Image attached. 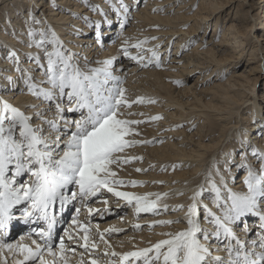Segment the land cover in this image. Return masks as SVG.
Masks as SVG:
<instances>
[{
    "label": "snow or ice",
    "instance_id": "obj_1",
    "mask_svg": "<svg viewBox=\"0 0 264 264\" xmlns=\"http://www.w3.org/2000/svg\"><path fill=\"white\" fill-rule=\"evenodd\" d=\"M121 7L126 14L128 7ZM93 8L107 16L99 6ZM84 19L88 21V17ZM25 25L26 46L36 50L25 53L32 66L24 67L16 51H8L5 59L21 74V92L35 102L17 106L0 97V231L7 234L15 219L14 210L22 204L26 205L22 217L26 223L42 220L47 227L36 231L39 239H32L31 246L5 243L0 238V250L6 248L22 257L16 264H49L46 253L54 258L51 264H56L57 256L63 264H68L64 239L61 238L58 250L52 246L57 223L55 206L59 204L62 209L77 200L83 204L106 191L133 206L137 215H160L161 211L169 210L184 212L182 218L155 220L149 227L185 225L176 231L160 233L165 238L149 242L147 247L123 253L106 250L103 253L109 258L106 264H264V151L251 149L252 157L259 161L258 168L247 162V153L239 162L226 159L223 170L214 167L189 197L187 205L179 204L169 209L168 204L160 203L168 193L140 195L119 190L145 183L125 181L119 178L116 170L143 160L140 156L127 155L126 150L153 143L136 139L140 136L138 126L145 121L130 117L143 113L126 111L133 104L145 103V98L129 100L127 97L124 81L118 74L121 69L116 67L118 55L99 61L81 56L66 47L54 28L35 15L34 9L28 12ZM120 27L123 29L125 24L122 22ZM94 29L96 42L102 43L100 21L95 22ZM76 34L79 35V30ZM147 42L148 38L132 44L124 41L120 54L143 67L153 62L160 67V56L155 50L148 49L152 56L147 63L139 52L133 55L129 51L130 48L142 49ZM6 79L14 82L11 75ZM147 102L155 103L154 100ZM162 118L150 117L153 121ZM259 133L264 138V124ZM245 143L242 139L241 146ZM233 166L247 173L239 190L228 182ZM135 171L148 169L136 168ZM107 202L105 198L103 203ZM76 211L79 213L80 209ZM88 211L92 213L93 209ZM73 223L78 224V220L74 219ZM79 229L83 233L79 239L66 230L68 240L86 252L98 249V244L90 237V228L79 224ZM118 231L123 229L105 230L108 233ZM96 232L111 249L104 233L99 232V226ZM249 233L255 235L249 238ZM90 264L102 262L93 258Z\"/></svg>",
    "mask_w": 264,
    "mask_h": 264
},
{
    "label": "bare ground",
    "instance_id": "obj_2",
    "mask_svg": "<svg viewBox=\"0 0 264 264\" xmlns=\"http://www.w3.org/2000/svg\"><path fill=\"white\" fill-rule=\"evenodd\" d=\"M5 1H9V0H5ZM113 1L116 0H111V2ZM168 1L169 0H151V2H148V5L151 6L147 8H145L146 7L145 6L143 11L141 10L139 13H136V15L134 14L135 23H136L135 27L137 30L135 32L136 36H133L134 37L133 40H129L131 36L129 37L125 33L126 31L123 33L119 32L116 34L117 37L119 36L116 40L112 42H107V44L105 43L102 44L105 45L106 51L99 53L101 51V49H99L100 43H97L96 40L91 41L90 38H85L84 40L82 38L80 40L75 35L73 40L76 44V48H79V46L83 47V43L86 42V45H84V48L82 50L85 52V55H87L93 61L104 60L112 56L118 55L119 59L116 64V67L121 70H123V68L126 66L125 64L127 63L126 62L127 58H123L122 57L123 55L120 54L121 48L124 45V41H128L129 44H132V43H136L139 40H144L145 38H148L149 35L148 36L146 35L148 34L146 33V29L153 30V32L150 34L151 36H153L155 32L161 31L158 33L162 36L156 37L155 40L151 39V42L156 45H161L159 47L160 49L161 48L166 49V47H168L171 41L172 36L176 34L178 31L182 30V28L179 27L180 25L183 24L184 16L182 13L183 11L182 9L183 7H185V5L183 4L184 1H182L180 4L177 5V8L176 10H174V12L168 13L170 11L169 8L170 4L173 5L174 3H176L175 0H173L171 3H168ZM208 1L209 0H201L200 5L202 6L206 5ZM214 1L215 0H211V2H208L210 3V7L214 9L213 11H206L205 15L196 16L195 19L198 23L196 24L197 27L195 28V30L199 29L200 27L205 28L207 25L206 20L209 18V16H211L212 13L214 12L217 13V10L221 7V5H219ZM259 1L263 2L264 0H259ZM128 2L129 0H119V3H122V5L125 6L128 5ZM133 2L135 3V0ZM26 3L28 8H31L33 4L40 5V11L42 12V14H45L47 8L44 7L45 4L41 0H26ZM58 3L64 4L62 5V7H60L62 9H68V7H65L67 6L66 4L74 5V12L73 10L72 12L71 10L70 12H65V11L57 12L55 8L48 9V11H50L52 15L49 16L50 17L49 22H53V20H55L54 17L58 16V25L56 26L51 25V26L54 27V30L57 32L59 37L63 27L68 29L69 34L73 32L76 33L77 30L90 32L89 29L86 28L87 25L86 26L83 25L85 24L84 17H88L89 12H82L85 9L82 3H79L78 0H59ZM119 3L114 5L116 8L115 7L110 8L111 5L109 4L110 5L109 6L107 5V3H103V0H94V2H91L90 6L98 4L99 8L107 13V16L102 15L106 19V26L104 27V29L101 30L103 35H106L105 38L106 41L112 39L111 35H113L116 32L115 27L113 26L115 25L114 19L111 18L112 10L116 9V13L120 10L118 14H120L121 19L122 16L123 18L126 17L123 8L121 7V5H119ZM165 4H169V5H167L166 10H164L162 14L159 13L155 15L151 14V12L155 11L154 10L155 8H157L156 12L162 11ZM22 5L23 2L19 1L15 7L19 8L22 7ZM54 5H56L55 2ZM13 7L14 6L10 7L9 5V8H7L9 9L8 13L4 15L5 19L0 21L1 22L0 23V97L8 100L9 102H11L9 97H12L13 90L17 88H21L23 83H21L22 85H20L19 83L21 74L17 73L12 67L11 63L5 59L7 52L10 50L16 51L18 55L21 56L23 66L30 67L32 65L30 64V62L27 61L25 53L36 51L35 49H29L26 46L27 36H26L25 19H27L28 13L24 14L25 19H21L19 18V16H16L12 20L10 18L13 17L11 15L13 11ZM75 11L76 12L81 11V12L75 14ZM71 15H76V17L70 18ZM219 17L220 15H218V17H216L214 20V25H213L214 30L215 29L217 30L219 24ZM100 18H101L100 16H97L96 20L99 21ZM155 18L158 21V25H156L157 26L156 29H153L151 25L153 24L152 21ZM66 23H72V24L67 27L66 25L69 24ZM261 24L262 25L260 26L259 29L263 31L264 12H263V20ZM252 26L253 23L250 27ZM228 28L231 27L228 26ZM183 33H187V31L184 30ZM223 34H224V39H221L219 42L220 44L218 45H222L223 43H230L234 47V51H239L240 53L239 52L238 53L241 56V54H243L245 50V46L243 47L244 41L243 39L240 38L242 37V35L237 34L236 32L235 34L233 32H230L227 35L225 34V32ZM138 35L140 36L137 39ZM242 38H244V36ZM253 38L255 45H258L259 42L261 43L263 42L262 45L264 47V33L258 35L253 34ZM182 39H183L182 37L178 38L176 44L178 41L180 42ZM189 40L190 39H188L187 41ZM201 41L202 40H198L195 42L194 47L191 49V53H186L182 56L181 59L184 61V67H186L184 68L185 71L186 72L192 70L199 71L200 74L202 75L204 74V77H206L209 74H211V72L213 71L210 70L209 65L211 64L214 65V63L215 65H217V67L215 68H217L220 71L223 70L225 71L226 69L225 65L224 66L222 65L224 60L226 59L222 60L214 56L215 52L213 51L212 47L215 49L217 45L212 44L210 47L208 46L206 47V45H208L209 43L208 42L205 43L204 41L203 42L204 44L201 45L202 43ZM88 43L89 45H87ZM152 47L153 46H150L149 49H151ZM154 50L156 51L157 49ZM257 50L261 51L262 48L255 47L254 45L251 46L250 52H254L255 54L254 53L253 54L250 53V54L255 56L257 54L256 53ZM129 51L132 54H134L132 50ZM141 52H143V50ZM156 52L158 54V51ZM261 59L263 62L260 60L261 63L259 64L258 62L254 63L249 69V71L261 70L262 65L264 63V58L262 57ZM153 63L149 64L148 67H150V65H153ZM129 71L130 74L134 73L135 68L130 67ZM39 72L40 70L37 69L36 70L37 76H39ZM118 74L121 75V78L124 81L125 78L122 77L123 75L120 72ZM165 74L167 73L156 67H153V69H148V70L143 69V71L138 72V75H136L137 76L136 78H138L137 81L139 82L138 85L132 84L134 82L132 81L133 79L132 80L129 79L128 81L123 83V87L127 90L126 95L128 94L131 97L129 98V100H135L138 97H144L146 101L145 103L142 104H133L131 109L126 110L134 113H143L142 116L136 115L130 117L131 119L145 121L144 123L138 126V131L140 132V136L136 137V139L150 140V138L156 134L157 130L167 128V125L165 124V122L167 121H171L169 122L170 125L171 124L182 125L189 123L185 128L186 129L188 127L191 128L193 127V124L191 123L192 117L195 118V116L203 117L205 119V126L208 127V130L209 129L218 130L221 128L222 131L220 130L221 131L220 136H224L225 134H227L228 131H231L232 128L233 129L237 128V124L233 123L234 120H232L233 118L232 116L234 114L233 111L235 110V108L236 109L240 108L238 103V100L240 98H235L229 95V93L233 92L234 94L240 96L239 90L244 85L243 83H239V78L244 76L242 73L235 74V76H237L238 78L236 79L237 81L234 80V82H232L231 80H229L228 77L225 81L227 84L226 83L214 84V87H216V89L215 92H213L214 94L212 95L211 99L215 101V104L209 106L204 104L202 110L201 108L199 111L195 110V108H190L187 112L183 111V108H185L183 104L180 103V101L176 102L173 99L174 97H172L170 94L167 96L169 97V99L165 97H164L165 99L161 98L163 96L161 95L159 90L161 91L164 90V92L165 91L169 92V89L166 86L167 83L164 80ZM8 75H11L13 77L14 82H9L6 79ZM16 94L17 93H15V95ZM261 96L262 99H264V91H262ZM177 99L178 98H176V100ZM149 100L157 101V103L155 104L148 103L147 101ZM246 100H244V102ZM30 102H35V101L29 95H25L23 101H21L20 104H14V105L23 106L24 104ZM170 104L177 106L174 117L171 116L172 113H170L167 114L168 118L164 119L165 122H163V120L153 121L150 119V117L152 116L161 115L160 112L162 111H168L167 108H169ZM179 108L181 111L179 110ZM249 110L252 112V119H255L258 123H253L254 124L253 126L248 125L245 128H237L233 136L236 139V141L239 142V145L241 144L242 139L246 141L245 145L243 147L241 146V148L239 149V151H241V154L237 162H239L242 159V157L245 155V153H247V157H248L247 162L253 165L254 161L253 162L251 161L252 155H249L251 153V149L254 147L258 151H264V138H262L259 133L260 126L264 124V115L263 113H261L260 103L254 100L253 98L251 99ZM256 117H260V119L257 120ZM209 119L211 121H209ZM171 130L173 131L164 133L167 136V139L162 145L152 146V147L146 145L144 147L137 145L134 148H130L126 150L127 155L140 156L143 157V160L133 161L130 164L122 165L121 168L116 169L118 171L119 178L124 179L125 181L128 180L145 181L146 184L144 183L143 186H137L135 188L130 186L121 187L119 188V190L135 192L140 195L149 192L168 193V196L162 199L160 203L161 205L165 203L168 204L169 209L179 204L187 205L190 202L189 197L197 189L198 185L202 181L203 174L207 171V167L203 172L200 168L202 167L203 163L204 165L208 164L209 161L207 160V157L213 153L214 149L212 148L208 150L209 146L201 144L200 139L203 138V135L199 133V131L190 134L183 129L182 130L171 129ZM236 146H237L236 142L228 143L227 145H225L224 149L221 151V154L219 155L218 160H220V162L217 160V158H215L211 163L210 165L211 171L214 170V167H219L221 168V170H223L224 162L226 159L230 158L236 160L237 155L234 156L236 152ZM196 151H198L197 154H195ZM165 155L169 156L170 158L164 160L163 156ZM177 161H179L181 164L180 169L176 170L170 176L169 174V170L171 169L170 166L172 164L178 165L176 163ZM214 161L219 162L218 166L214 164ZM165 164H169V167H167V169L165 170H162ZM136 168L148 169L149 172L148 171L146 173L136 172L135 171ZM237 170L240 172L243 171L242 169H238L235 167L232 170V174L230 175L228 182L230 185L240 184L238 186H235V188L239 190L243 186L242 182L247 173L246 170H244L245 172L243 171L242 176L239 179H235L234 182H232L233 172L234 171L236 172ZM159 171L163 173H157ZM147 181L149 183H147ZM151 181L153 182L159 181L162 183H160L161 185H155L153 183H150ZM180 193H183V195H180ZM105 198L108 201L107 204L103 203V200ZM123 201L124 200H118V198L114 197L112 194L104 191L101 196L90 198L89 200L84 202L83 204L84 207L80 209V212L78 213L77 217L74 218L78 220V224H75L71 228L70 232L74 235L75 239H79V237L83 235V233L80 232L79 224L87 225L90 228V237L91 239H94L96 241V243L98 244V249L96 250L89 249V251L86 252L77 243L68 240L66 236L64 240L65 249H66L64 256L67 259L68 264H80L81 261H83V264H90V260L93 258L100 260L102 264H106V261L109 259L108 257H105L103 255V253L106 250L123 253L125 251L135 250L136 248L147 247L149 246V242L155 243L157 240L165 238L164 236L160 235V233L176 231L185 227V225L182 223L173 224L170 226L156 225L154 227H149V225H151L155 220H176L177 218H182L184 216V212H172L171 210H169L168 212L161 211L160 215H153L152 213H142V214L140 213L139 215H137L134 211V207L128 204H124ZM89 208L93 209L92 213H89L88 211ZM14 217L16 218L15 215ZM249 222H251V220ZM137 224H139L141 227L136 228L135 225ZM97 226H99V232L104 233V239L108 242V244L111 245V249H108L107 245L100 240L99 235L96 232ZM142 227L146 229V234L144 235V237L143 234L139 232L140 229H142ZM109 228L123 229V231L111 232V233L105 232V230ZM27 230H28L27 228H20V227L11 229L8 237H2V239L4 240L5 243H9V244H16L19 242V243L29 244L31 246V240L35 238L33 237V235H28L27 233H25ZM59 236H62L61 233ZM80 243H83V241H80ZM59 246L60 244L59 245L54 244L53 249L58 250ZM72 249H75V251H72ZM21 258L22 257H19L18 255H13L12 253L8 252L6 248L0 250V264H16V260ZM46 258L49 260V264H51L52 260L54 259L47 253H46ZM55 260H56V264H63L59 256L55 257Z\"/></svg>",
    "mask_w": 264,
    "mask_h": 264
},
{
    "label": "rangeland",
    "instance_id": "obj_3",
    "mask_svg": "<svg viewBox=\"0 0 264 264\" xmlns=\"http://www.w3.org/2000/svg\"><path fill=\"white\" fill-rule=\"evenodd\" d=\"M19 1H22L24 6L22 5V7L16 8L15 6L18 4ZM41 1L45 4L44 7L47 8L45 11V14H42V12L40 11V5L33 4V6H31V8H28L26 0H9V1L0 0V21L5 19L4 15L8 13L9 9H7V8H9V5H10V7L14 6L13 11L11 13V15L13 17L10 18L12 20L16 16H19V18H21V19H25L24 14H27L29 11L34 9V13L38 18H40L41 20H46L49 25H54V26L58 25V16L54 17L55 20H53V22H49V18H50L49 16H52V15H51L50 11H48V9L55 8L57 12H62V11L70 12V10H71V12H72V10L74 12V5H72V4H66L67 6H65V7H68V9H62L60 7H62V5H64V4H59L58 3L59 0H41ZM133 1L134 0H129V2H128V5H127L128 12L126 14L124 13L126 16L125 18H123V16H122V19H121L120 14H118L120 10L117 13H116V9L112 10L111 18L114 19L115 25H113V26L115 27L116 32L113 35H111L112 39H110L108 41L105 40L106 35H103L102 43H100V45H99V49H101V51L99 53L106 51L105 45H102V44H104V43L107 44V42H112V41L116 40L119 37V36L117 37L116 34L119 32L123 33L126 31L125 33L129 37L131 36V38H129V40H133L134 39L133 36H136L135 32L137 29L135 27L136 23H135L134 17L136 15V13H139L141 10L143 11L145 6H146L145 8L151 6V5H148V2H151V0H135V3ZM172 1L173 0H169L168 3H171ZM175 1H176V3H174L173 5L170 4V6H169L170 11L168 13L174 12V10H176V8H177V5L180 4L182 1H184L183 4L185 5V7H183V9H182L184 20H183V24L180 25V27H179V28H182V30L178 31L176 34H174L172 36L168 47H166V49L161 48L162 49L161 50L159 48L161 45H156V44L151 42L152 37L162 36L158 33L161 31H157V32H155V34L153 36H151L150 34L153 32V30H147L146 29V33H148L146 35L147 36L149 35V36H148V42L143 46V48L137 49V50H135V48L129 49V50H132L134 52L133 55H136L138 52L141 55H144V57H145L144 62L147 63L148 59L151 58V55H152V53L150 51H148V49L150 46H153L151 49H153V50L157 49L156 51H158V55L160 56V67H156L155 62L153 63V65H150V67H143L140 63H137L136 61H132V60L128 59L127 57H124L121 55L123 58H127L126 59L127 63L125 64L126 66L123 68V70L120 71V73L123 75L122 77L125 78L124 82L128 81L129 79H131V80L133 79L132 81H134V82L133 83L131 82V83L133 85H138V83H139L137 81L138 78H136L137 77L136 75H138V72L143 71V69L144 70L153 69V67L161 69L165 73H167L164 76V80L167 83V85H166L167 88L169 89V92L165 91L166 93L164 92V90H162V91L159 90V92L163 96L161 98L165 97V98L169 99V97H167V96L170 94L172 97H174L173 99L176 102L180 101V103L183 104V106L185 107V108H183V111L187 112L190 108H195V110L199 111L200 108H201V110L203 109L204 104H206L208 106L215 104V101H213L211 99L212 95L214 94L213 92H215V89H216V87H214V84L226 83L225 81L228 77H229V80L234 82V80L238 79L237 76H235V74L242 73L244 76L239 78V83H243L244 85L239 90L240 96L237 94H234L233 92L229 93V95H231L235 98H240L238 100L240 108L239 109L235 108V110L233 111L234 114L232 113L233 114L232 120H234L233 123L237 124V128H245L248 125L253 126L254 125L253 123L256 120L252 119V112L249 110V106H250V102H251L252 98L260 103L261 113H263V115H264V99H262V96H261L262 91H264V63L262 65L261 70L249 71V69L251 68V66L254 63L258 62V64H259L262 61L261 58L262 57L264 58V47L262 45L263 42L262 43L259 42L258 45H255L254 38H253V34L258 35V34L264 33V30L261 31L259 29L260 26L262 25L261 22L263 20L264 1L260 2L259 0H215L214 2L221 5V7L217 10V13L214 12V13H212L211 16H209V18L206 20L207 25L205 28L200 27L197 30H195V28L197 27L196 24L198 23L195 19L196 16L197 15H205L206 11H213L214 10V9H212V7H210V3H208V2H211V0H209L206 3V5H203V6L200 5L201 0H175ZM54 2L56 3V5H54ZM78 2L82 3L83 7L85 8L83 11L81 10L82 12H89L88 21H90V22L84 21L85 24H83V25H85V26L87 25L86 28H88L90 32H84V31L80 30L79 35L76 34L77 32L76 33L73 32V33L69 34L68 29L63 27L61 30L60 37H61V40L64 41L66 47L72 49V51H74V52H79L81 56H87V55H85V52L82 50L84 48V45H86V42L83 43V47L79 46V48H76V44H75L73 38L76 35L80 40L82 38H83V40L85 38H90L91 41L96 40L95 39V29H94V24L97 21L96 17L97 16L101 17L99 20L101 23V30L104 29V27L106 26V19L100 14V12L94 10L93 6H98V4L90 6L91 2H94V0H90V1L87 0V3H85L84 0H78ZM103 3H107V5L110 4L111 6L110 5L109 6L111 8L115 4H118L119 0H116L113 2H111V0H103ZM57 4H59V5H57ZM119 5H122V3H119ZM167 5H169V4H165L163 10L159 11V12H156L157 8H155L154 9L155 11L151 12V14H153V15H155L157 13L162 14V12H164V10H166ZM4 7H6V8H4ZM81 11H78V12L75 11V14H78ZM218 15H220L219 24H218L217 30L216 29L214 30V27H213L214 20L216 17H218ZM75 17H76V15H71L70 18H75ZM25 20H27V19H25ZM121 21L125 24V27L123 29L120 27V24L122 23ZM152 23L153 24L151 26L153 27V29H156L157 28L156 25H158L157 19L156 18L153 19ZM252 23H253V26L250 27L252 25ZM66 24H69V25H66L68 27L72 23H66ZM228 26H230L231 28H228ZM184 30L187 31V33H183ZM224 32L226 35L230 32H233L234 34L236 32L237 34H241L242 37L244 36V38L240 37L244 41L243 47L245 46V50H244L243 54H241V56L239 54L240 53L239 51H234V47L230 43H223L222 45H218V44H220L219 43L220 40L224 39V34H223ZM139 36L140 35H138L137 39L139 38ZM175 36H177V37H175ZM183 36H185V37H183ZM180 37H182L183 39L180 42L178 41L176 44V41ZM188 39H190V40L187 41ZM198 40H202L201 45L204 44L203 43L204 41H205V43L208 42L209 44L206 45V47L207 46L210 47L212 44L217 45L216 46L217 48L215 47V49L212 47L213 51L215 52L214 56L217 57L218 59H222V60L226 59V60H224V62L222 61L223 62L222 66L225 65V68H226L225 71L224 70L220 71L217 68H215V67H217V65H215V63H214V65L213 64L209 65L210 70H213V71L211 72V74H209L206 77H204V74L203 75L200 74L199 71H194V70L189 71V72L185 71L184 68H186V67H184V61L181 58L184 54L191 53V49L194 47L195 42ZM73 45L75 46V48ZM87 45H89V43ZM253 45L255 47H261L262 48L261 51L260 50L256 51L257 54L255 56L251 55L254 52H250V47ZM142 50H143V52H141ZM163 50H165V51H163ZM145 54H147V55H145ZM221 64H219V65H221ZM168 65H170V66H168ZM130 67L135 68L136 72L134 71V73L130 74V71H129ZM145 68H147V69H145ZM248 79H249V82H248ZM177 81H179L180 83H176ZM19 83H20V85H22L21 84L22 83L21 78L19 79ZM22 87H23V85H22ZM21 88L14 89L13 93H12V97H9L10 101L13 104H20V102L23 101L24 96L27 95L26 93L21 92ZM15 93H17V94L15 95ZM127 97L131 98L128 94H127ZM176 98H178V99L176 100ZM244 100H246V101L244 102ZM155 103H157V101H155ZM155 103H153V104H155ZM191 106H193V107H191ZM176 107L177 106L170 104L169 108H167L168 111L160 112L161 115H159V116L163 117L162 119H160V121L163 120V122H165L164 119H167L168 118L167 114H170V113H172L171 116L174 117ZM179 110H180V108H179ZM144 111H146V110H144ZM242 118H244V119H242ZM256 118H257V120L260 119V117H256ZM156 121H159V120H156ZM209 121H211V120L209 119ZM169 122H171V121L165 122V124L167 125L166 129L157 130L156 134L150 138V141H153V143L143 144L140 146L144 147L146 145V146L152 147V146H158V145L164 144V142L167 139V136L164 133L169 132V131H173L171 129H175V130L176 129H179V130L183 129V130H186L190 134H192L194 132L196 133L197 131H199V133H201L203 135V138L200 139L201 144L209 146L208 150H210L212 148L214 149L213 153L207 157V160L209 161L208 164L204 165V163H203V165L205 167L202 165V167L200 168L203 172V171H205V169L207 167V171L203 174L202 181L200 184L204 183L203 180L205 179L206 175L211 171L210 165L213 162V160L215 158H217V160L219 159V155L221 154V151L224 149L225 145H227L228 143H235L236 142L237 146H236V152H235L234 156L237 155V159L235 161L239 160V156L241 154V151H239V149L241 148V144L239 145V142L236 141V139L233 136L235 134V131L237 130V128H235V129L232 128V130L228 131L227 134H225L224 136H220V133L222 131L221 128L218 130L217 129H213V130L209 129L208 130V127L205 126V119L203 117H199V116H195V118L192 117L191 123L193 124V127H191V128L188 127L187 129L185 127L189 123L188 124H182V125H180V124H171L170 125ZM179 122H181V121H179ZM172 123H174V122H172ZM195 137H196V135H195ZM197 152L198 151H196L195 154H197ZM199 153H201V152H199ZM249 155H251V153ZM163 158H164V160H166V159H169L170 157L165 155V156H163ZM218 161L220 162V160H218ZM251 161L252 162L254 161L253 166H255V168L259 167L258 159L252 157ZM219 162L214 161V164H216V166H218ZM176 163L178 165L172 164L170 166L171 167V169L169 170L170 176L176 170L180 169V166H181L180 162L177 161ZM173 165H175L176 167L174 168ZM167 167H169V164H165L163 169L165 170V169H167ZM234 168H235V166L232 167V170ZM242 170L244 171V169H242ZM243 171H241V172L238 170L236 172L234 171L232 182H234L235 179H239L242 176ZM141 173H143V172H141ZM157 173H163V172L159 171ZM147 183H149V182L147 181ZM150 183H153L155 185H161L160 184L161 182H159V181H156V182L151 181ZM145 184H146V182H145ZM238 185H240V184H235V186H238ZM139 232L141 234H143V237H144V235L146 234V229L144 227H142V229H140ZM249 235H250L249 238H251L252 236L255 235V233H249Z\"/></svg>",
    "mask_w": 264,
    "mask_h": 264
}]
</instances>
